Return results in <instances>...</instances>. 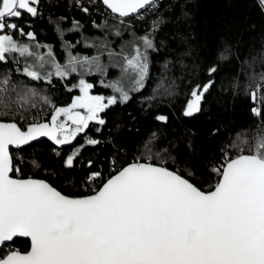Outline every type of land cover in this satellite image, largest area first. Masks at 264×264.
I'll list each match as a JSON object with an SVG mask.
<instances>
[{"label":"snow or ice","instance_id":"snow-or-ice-1","mask_svg":"<svg viewBox=\"0 0 264 264\" xmlns=\"http://www.w3.org/2000/svg\"><path fill=\"white\" fill-rule=\"evenodd\" d=\"M252 7L264 16V0ZM193 9V0H0V264H264V67L254 70L257 59L264 66V38L259 57L244 61L253 71L242 98L256 123L233 132L205 105L221 64L240 60L235 45L226 39L215 62L197 56L191 66V45L170 47V39L187 44L191 32L180 29ZM45 12L62 60L34 28ZM71 12L80 18L65 28ZM81 44L93 54L76 51ZM153 56L163 57L156 87L126 122L119 114L109 122L113 106L146 88ZM110 67L119 75L107 80ZM177 67L180 75H169ZM73 74L62 87L78 94L58 103L56 84ZM92 74L111 94L95 91ZM240 96L236 78L232 101ZM178 104V119L204 118L203 133L168 128ZM149 114L159 127L136 140L133 126ZM41 138L54 166L44 149L22 147ZM89 148L96 150L85 156Z\"/></svg>","mask_w":264,"mask_h":264},{"label":"trees","instance_id":"trees-1","mask_svg":"<svg viewBox=\"0 0 264 264\" xmlns=\"http://www.w3.org/2000/svg\"><path fill=\"white\" fill-rule=\"evenodd\" d=\"M45 4L48 0H43ZM193 19L190 25H185L180 29L185 35L191 32V36L188 38L187 44H183L179 41V38L175 40L170 39V47L174 48L177 52L182 51L191 45L192 58L185 62L191 66L193 63H199L196 57L201 59H208L210 63L215 62L217 51L222 47L224 40H230L234 45V51L240 54V60L238 61L235 56L221 64V72L218 74V83L212 92L208 95V102L205 107L211 108V114L214 118L223 119L230 125V130L235 132L238 130L248 129L255 126L256 121L250 116L248 112V106L245 99L242 98L243 87L248 82L247 74L253 71L247 63H244L245 59H249L252 56L259 57L262 48V38H264V16H261L252 7V0H193ZM57 15L63 14V10L58 8L55 10ZM47 15L45 12L44 18H33L34 28L38 33V38L41 42H48L55 46L59 44V37L54 32V26L47 23ZM75 15L79 19V14L71 12L69 13V22L64 23V27L71 26L70 20ZM254 26V27H253ZM174 29L170 26L165 29V33L171 36ZM97 30L88 31L85 34L93 35L97 33ZM79 34H67L70 41H74L78 38ZM79 50L86 51L81 46ZM58 53V52H57ZM59 55V53H58ZM163 57L153 56V65L151 66V79L147 82L145 89L141 91L140 96H136L131 103L126 107L113 106L107 112V119L109 122L113 120V117L123 115L125 122L128 120V116L124 115L128 111H132L133 114L139 111L140 105L138 101L141 96H148L151 94L152 89L156 87L158 79L161 75V65ZM3 66L0 65V68ZM8 67H11L9 64ZM262 66L259 63V59L255 62L254 70L259 73L262 70ZM169 75H180V69L177 67ZM95 75L89 79L94 82ZM240 84L241 96L237 97L233 102L231 97V86L234 82ZM55 82V81H54ZM75 82V76L69 77L65 82H59L56 84V89L53 95H59L58 103H64L70 101V95L78 94V90H73L71 94H66L65 89L62 87L63 83ZM95 83V82H94ZM167 83V81H165ZM96 84V83H95ZM227 90V91H225ZM95 91L98 93H105L106 90L96 84ZM180 105H177V111L174 113L168 128L182 130L184 124L194 126L202 133L207 128V124L203 117L197 116L196 119H178L181 116L179 111ZM227 109V111H225ZM160 112H167L168 109L161 106L158 109ZM154 114V113H153ZM152 114L146 117H142L133 126L140 129V135L136 136V140H140L146 137L150 132L159 127L158 124L152 120ZM162 131H165L162 129ZM126 139H133L131 136H127ZM47 141L40 139V142H34L31 147H24L25 153L33 151L34 148L44 149V159L48 166H54L56 163L55 157H49L46 151ZM198 143L204 146L206 152H211L212 142L207 140L203 135L199 138ZM96 149L89 148L85 150L84 155H89L90 152ZM64 152H70L71 149L67 146L63 148ZM27 239L17 238L16 247H22V244Z\"/></svg>","mask_w":264,"mask_h":264},{"label":"rangeland","instance_id":"rangeland-1","mask_svg":"<svg viewBox=\"0 0 264 264\" xmlns=\"http://www.w3.org/2000/svg\"><path fill=\"white\" fill-rule=\"evenodd\" d=\"M67 34H69V33H65V39H67V40H69L68 39V37H67ZM86 35H88V34H86ZM100 35V32L98 31L97 33H95V34H93V35H89V36H99ZM78 38H79V36H78ZM78 38H76L74 41H73V43L78 39ZM129 37H128V35L126 34L125 36H124V39L126 40V39H128ZM70 41V40H69ZM72 42V41H71ZM44 43H48V42H44ZM119 43H120V41H119V38H116L115 40H114V45L118 48L119 47ZM82 48H84V49H86V51H82V50H79L78 48L76 49V51H80V52H83V53H85V54H88V55H91V54H93V51L94 50H89V48H88V46H86V45H84V44H81L80 45ZM54 48H55V46H54ZM56 49V48H55ZM57 49L58 50H56L58 53H59V57H60V59L62 60L63 59V57H62V55H60L61 54V52H62V50L60 49V44H58L57 45ZM57 53V54H58ZM105 61H107V56L105 55ZM110 71H113V73H115V75H113V74H111L110 76H109V72ZM109 72L107 73V78H109V79H107V80H112V79H115V78H117L118 77V75H119V70L118 69H114V68H109ZM93 75H98V74H92V76ZM73 76H75V74H73ZM99 76V75H98ZM86 78H90V77H86ZM75 79H76V77H75ZM91 81V80H90ZM107 82V81H106Z\"/></svg>","mask_w":264,"mask_h":264},{"label":"flooded vegetation","instance_id":"flooded-vegetation-1","mask_svg":"<svg viewBox=\"0 0 264 264\" xmlns=\"http://www.w3.org/2000/svg\"><path fill=\"white\" fill-rule=\"evenodd\" d=\"M111 74L115 75V73H113V71H110V72H109V76H110ZM95 76H96V78L94 79V82H95L96 84H98L100 87H102V88H104V89L106 90L105 93H101V94H104V95L111 94V89H107V88H105L104 86L100 85V84L98 83L100 77H99L98 75H95ZM107 79H109V78H107ZM90 82H93V81H90ZM94 82H93V83H94Z\"/></svg>","mask_w":264,"mask_h":264},{"label":"water","instance_id":"water-1","mask_svg":"<svg viewBox=\"0 0 264 264\" xmlns=\"http://www.w3.org/2000/svg\"><path fill=\"white\" fill-rule=\"evenodd\" d=\"M41 139H45V140H46V138H41ZM22 147L24 148V147H26V146H22ZM21 238H22V237H21ZM14 239H17V238H14ZM24 239H27V238H24Z\"/></svg>","mask_w":264,"mask_h":264}]
</instances>
